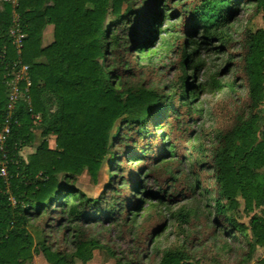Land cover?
<instances>
[{
    "label": "trees",
    "instance_id": "obj_1",
    "mask_svg": "<svg viewBox=\"0 0 264 264\" xmlns=\"http://www.w3.org/2000/svg\"><path fill=\"white\" fill-rule=\"evenodd\" d=\"M172 4L182 18V26L179 29L174 26L172 32L181 34L157 38L165 8ZM245 4H253L256 12H262L264 21V0H165L164 3L143 0L142 7H138L137 0H16L13 8L9 3L3 4L0 129L8 126L3 142L8 177L7 180L0 177V264H26L38 253L49 264H75V260L86 264L94 249L106 246L98 237L82 230V224L127 225L131 217L125 212L138 211L142 206L140 199H135L134 204L126 200L127 192L138 185L145 196L162 198L160 192H165V187L160 184L158 191L150 192L143 177L153 174V180L157 181L168 174L169 179H177L173 176V161H162L143 176L126 171L123 156L155 157L158 152H154L147 135L151 134V127L162 125V118L168 115L171 119L165 133L169 136L178 132V137L168 139L173 150L165 151L178 152L189 120L184 105L203 85L195 80L184 83L179 97L166 102L167 95L154 85L142 82L133 90L135 83L131 79L138 76L139 70L135 61L155 39L163 40L167 49L181 54L186 45L197 47L196 41L186 42L184 36L190 39L207 23L222 29ZM12 11L17 15L22 34L18 43L10 35ZM108 13L116 18L104 26ZM47 25L52 26V39L43 45ZM243 47L241 69L252 110L264 88V28L248 33ZM22 66L26 67L28 82L19 80L18 85L26 87L29 104L19 100L8 109L6 82L11 78L8 72ZM199 68L191 66L192 77ZM212 84L221 87L215 80ZM218 92L222 94V90ZM171 101L176 103L175 107L169 104ZM35 115L40 118L41 141L24 160L19 150L33 140L31 126ZM122 115L125 117L121 126L112 134L115 121ZM254 129L249 120L215 135L205 148L208 161L204 166L212 171L214 181L211 224L235 242L245 241L249 230L255 244L264 247V207L259 214L250 216L248 224L228 214V210L238 206V196L246 211L253 205L264 204V126L258 130V140L254 138ZM47 139L54 141V148L48 147ZM127 142L132 145L129 154ZM167 142L162 143L163 149ZM123 146L109 162L114 163V171L124 173L111 174L97 196H88L73 185L74 176L83 169L95 181L103 157L112 154L115 147ZM140 166L141 170L145 164ZM58 174L63 175V181ZM192 187L191 181L185 182L183 194ZM36 220H43L40 230L33 226V233L41 237L38 240L29 229ZM161 226L151 233L156 235ZM59 228L63 232L72 229L71 251L55 248L47 239L46 230ZM133 244L134 251L141 249L139 237L135 236ZM106 250L116 264H139L138 253L137 257L127 258L117 256L110 248ZM157 264L191 263L181 252L169 249L162 252ZM256 264H264V254Z\"/></svg>",
    "mask_w": 264,
    "mask_h": 264
},
{
    "label": "rangeland",
    "instance_id": "obj_2",
    "mask_svg": "<svg viewBox=\"0 0 264 264\" xmlns=\"http://www.w3.org/2000/svg\"><path fill=\"white\" fill-rule=\"evenodd\" d=\"M164 1L161 0V3ZM137 2L138 7H142L143 0H137ZM148 6L150 7V5ZM165 9V15L160 25L161 30L156 35L157 38L162 36L168 38L171 35L181 34L172 32L174 26L177 29L182 26L180 13L176 12L173 4ZM115 18V15L108 13L104 26H107ZM16 23L17 21L13 25L16 26ZM258 28H264L262 12H256L253 4H245L235 19L222 29L213 28L207 23L198 28L190 39L184 36L186 42L188 40L196 41L197 47L186 45L183 54H181L167 49L163 40L155 39L153 45L143 51L135 61V68L139 70L138 76L131 79V82L135 83L133 90L138 88L142 82L146 86L154 85L157 91L167 95L165 100L169 102L172 97H179L180 92L183 91L184 83L190 84L192 80H195L196 84L201 83L203 86L197 94L196 91L193 92L191 98H187L188 101L184 105L189 120L187 133L180 140L178 152L170 153L171 151H169V154L165 151L167 148L173 150L170 147V142H167L168 139L178 137V132L169 136L165 133L167 123L171 119V116L168 115V117L162 118V125H154V128L151 127V134L147 135L148 141L154 146V152H158L155 157L142 159V157L123 156L124 169L133 173L139 172L143 176L148 169L161 164L162 161H173V176L177 179H169L168 174L158 177L157 181L153 180V174L143 177L145 188L150 192L158 191L160 184L165 187V192H160L163 195L162 198L145 196L142 193V188L138 185L135 190L127 192L126 200H131V204H134L135 199H140L142 206L138 211L132 209L125 212V215L131 217V222L127 225L91 223L81 225L82 230H85L90 236L98 237L101 243L106 248L114 250L117 256L126 255L127 258H132L137 257L136 253H138L139 264H157L162 252L169 249L181 252L183 258L191 264H256L263 256L264 247L255 244L249 230L245 241L235 242L221 229L211 224L214 181L212 171L204 166L208 161V152L205 148L215 135L230 129L239 122L250 120L255 128L254 138L258 140V130L264 126V88L258 105L251 110L246 80L241 69L243 45L247 34L253 33ZM51 39L52 26L47 25L43 30L41 42L46 45ZM191 66H200L195 77H192ZM212 80L218 82L221 87L212 84ZM219 90H222V94L218 92ZM19 100L17 98L15 102L17 103ZM169 104L173 107L176 106L174 101ZM124 117L125 115H122L115 121L112 134L116 128L121 126V119ZM34 121L31 126L33 140L26 145L24 152L20 153L21 157L25 155L27 158L28 152L36 148L41 141L40 118L34 119ZM117 141L115 139V143ZM163 142H167L165 149L162 148ZM47 143L48 147H55L52 140L47 139ZM127 147L130 149L127 151L129 154L132 151L130 142H127ZM120 149H124V146L115 147L112 154L109 153L103 157L95 181L91 179L86 169H83L74 176L73 185L88 196H97L109 181L111 174L114 172L117 175L124 173L123 170L122 172L114 171L112 166L114 163L110 164L109 162L112 155L117 156L116 152ZM144 164L145 166L140 170V165ZM62 176V174L57 175L60 181H63ZM165 180L167 181L164 183ZM187 181H191L193 187L192 190L183 194L182 187ZM237 200L238 206L228 210V214L245 224H248L253 213L259 214L264 207V204L253 205L251 210L246 211L242 198L238 196ZM42 224L43 220H36L32 223V227H29L36 240L41 237L33 233L35 232L33 226L37 225L39 228L42 227ZM158 225H162L161 229L156 235L152 234L151 231ZM45 232L49 234L47 239L53 242L55 248L72 250L70 243L72 229L63 232L59 228ZM135 236L140 239L141 249L137 252L134 251L133 244ZM106 248L94 249L92 258L86 264H116L115 259L109 255ZM34 260V264H48L40 256H36ZM75 264H81V262L75 260Z\"/></svg>",
    "mask_w": 264,
    "mask_h": 264
},
{
    "label": "crops",
    "instance_id": "obj_3",
    "mask_svg": "<svg viewBox=\"0 0 264 264\" xmlns=\"http://www.w3.org/2000/svg\"><path fill=\"white\" fill-rule=\"evenodd\" d=\"M4 3H9L11 5V7L13 8L16 5V0H0V10L3 9V4ZM16 21H17V15H16V13L14 11H12V23L15 24ZM12 26L13 27L10 28V34L12 33V30L14 29L15 25H12ZM8 73H9V75H10L11 78L6 82V96L8 97L9 94H10V92H12V90L15 89L16 94H17V97H18V100L19 99H22L26 103V105H28L29 104V101H28V97H27V94H26V87H21V86L18 85V81H19L18 79L20 77H22V76L23 77L26 76V69H23L22 67H21V70H19V69L18 70H11L10 69ZM33 122H35L34 119H33ZM50 140H52V139H50ZM25 147H27V146L24 145V146H22L20 148L19 155H21L20 153H23L24 152ZM34 149L32 151L28 152V153L30 154V153L34 152ZM22 158L25 159L26 156L23 155ZM36 256L43 257L39 253L38 254H34L33 257H32V259L28 260L26 262V264H34V261H35L34 259H35Z\"/></svg>",
    "mask_w": 264,
    "mask_h": 264
},
{
    "label": "built area",
    "instance_id": "obj_4",
    "mask_svg": "<svg viewBox=\"0 0 264 264\" xmlns=\"http://www.w3.org/2000/svg\"><path fill=\"white\" fill-rule=\"evenodd\" d=\"M11 35L15 39V41L18 43V39L20 38V36H22V34L19 31V27H18L17 23H16L14 31H12ZM22 68L26 69L25 66H22ZM19 69H21V67ZM18 80H25L26 82H28V79L26 76H24V77L22 76ZM17 98L18 97H17L16 91L14 89V90H12V92H10V94L8 96V109H11L14 106ZM33 118L37 119V118H39V116L35 115ZM7 132H8V126L3 125V127L0 129V151L2 152V156L0 158V177H2L4 180H7V177H8V173H7V169H6L5 153H4V148H3V142H4L5 135L7 134ZM9 199L12 203H14V200L11 196L9 197Z\"/></svg>",
    "mask_w": 264,
    "mask_h": 264
}]
</instances>
